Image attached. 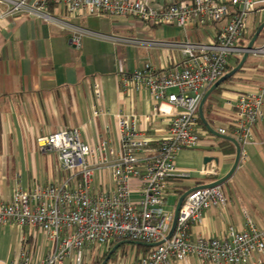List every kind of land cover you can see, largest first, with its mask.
I'll return each instance as SVG.
<instances>
[{"label": "built area", "instance_id": "2783aa9c", "mask_svg": "<svg viewBox=\"0 0 264 264\" xmlns=\"http://www.w3.org/2000/svg\"><path fill=\"white\" fill-rule=\"evenodd\" d=\"M51 4L71 18L130 17L151 28L166 25L191 31L227 23L208 43L114 38L119 43L180 49L184 58L181 69L165 72L146 63L123 78L125 87L147 91L155 113L161 103L170 107L167 133L154 138L139 127L135 114L118 113L120 154L110 165L111 189L93 187L94 166L105 159L83 141L80 128L39 137L40 151L54 153L59 170L68 177L64 184L39 185L31 191L16 187L8 202H0V226L31 227L44 237L40 253L23 248L12 264H87L115 239L163 242L149 254H120L117 264H169L173 260L185 262L189 256L212 264H243L256 253L264 254V228L252 223L242 232L232 230L229 239L199 237L192 241L191 227L201 222L206 211L212 207L225 210L221 186L191 190L180 208L176 230L167 239L175 216L166 206L171 179L178 172L176 159L182 150L199 147L203 133L211 135L199 121V107L205 94L225 75L230 61L247 52L243 41L255 0H179L161 9L151 6L149 0H0V31L6 20L18 15L50 20ZM70 30L71 44L80 49L82 37L89 31L76 26ZM250 54L264 57V45ZM94 94L96 100L101 97L98 84ZM226 99L235 111L231 128L217 127L215 131L222 136L232 131L241 147L240 163L244 164L249 159L246 148L257 145L255 128L263 118L264 88ZM107 144L103 141L99 150L107 149ZM152 145L156 149L152 150ZM135 184L139 185L137 198L133 196Z\"/></svg>", "mask_w": 264, "mask_h": 264}, {"label": "crops", "instance_id": "0c3cea01", "mask_svg": "<svg viewBox=\"0 0 264 264\" xmlns=\"http://www.w3.org/2000/svg\"><path fill=\"white\" fill-rule=\"evenodd\" d=\"M176 1L179 0H149V3L161 9ZM48 13L52 16L48 21L18 15L6 20L0 31V202H8L16 187L31 191L39 185L66 182L68 175L59 170L55 154L41 152L37 144L39 137L60 129L82 130L83 141L105 159L94 166L92 185L95 189H101L102 185L111 189L110 165L120 154L118 113L135 114L139 127L154 138L163 137L169 127L166 114L170 107L161 103L155 113L147 91L131 85L125 87L124 75L146 63L165 72L181 69L184 64L177 47L131 45L114 38L208 43L227 23L225 20L185 31L166 25L151 28L130 17L84 15L71 18L55 5L49 7ZM263 22L264 0H255L247 37L257 32ZM70 26L89 31L82 37L80 49L71 44ZM263 45L264 38L259 37L256 47ZM240 71L234 82L224 84L225 81L220 86L221 95L207 100L211 108L204 119L214 130L231 128L235 111L225 103L226 98L235 99L243 93L264 88L263 56L250 55ZM95 84L101 89L97 100ZM255 136L257 145L246 148L248 161L240 163L232 177L221 185L227 203L225 210L212 207L206 211L201 222L191 227L192 241L199 237L229 239L232 230L242 232L250 223L264 228V108ZM227 137L234 138L232 131ZM103 141L108 142V146L100 151ZM152 146V150L156 149V145ZM234 149L232 153V148L222 147L219 138L214 139L212 133H203L199 147L182 150L176 159L178 172L171 179L166 208L175 214L182 194L226 177L236 160L235 145ZM138 188L135 184L134 198L138 197ZM2 239H5L3 243ZM43 239V235L31 227L0 226V264L17 262L23 248L40 253ZM101 249L97 252L102 253ZM169 264L212 263L189 256L185 262L173 260ZM243 264H264V254L256 253Z\"/></svg>", "mask_w": 264, "mask_h": 264}, {"label": "water", "instance_id": "95a60500", "mask_svg": "<svg viewBox=\"0 0 264 264\" xmlns=\"http://www.w3.org/2000/svg\"><path fill=\"white\" fill-rule=\"evenodd\" d=\"M264 29V22L260 25L258 31L256 32V34L253 36V38L251 39V41L249 42V44L247 45L246 49H247V52L243 55L242 57V60L241 62L237 65V67H235L232 71L228 72L227 74H225L221 79H219L211 88L210 90L205 94L204 96V99L199 107V115L201 116V119L203 120V122L206 124V128L208 129V131H210V133H212L215 137L219 138V139H226V140H229L231 141L235 146H236V160H235V163L233 165V168L231 170V172L224 178L214 182V183H211L209 185H205L203 186L204 188H207V187H214V186H221L223 183H225L228 179H230L232 177V175L235 173L236 169L238 168L239 164H240V156H241V147L238 143V141L234 138H231V137H227V136H222V135H219L214 129H212L208 123L205 121L204 119V116H203V107L205 105V103L207 102L208 98L211 96V94L216 90L218 89L225 81H227L228 79L232 78L233 76L236 75V73L241 70L243 68V66L245 65L247 59L249 58V56L251 55L250 52L255 50L256 48V43H257V40L258 38L260 37L261 35V32L263 31ZM190 192V191H189ZM189 192H186L184 193L180 199H179V202H178V205L176 207V210H175V216H174V221H173V225H172V228H171V231L167 237V239L169 240L175 230H176V226H177V218H178V215H179V211H180V208L184 202V200L186 199V197L188 196ZM130 243V242H129ZM163 242H160V243H153V244H147V243H142V242H136L135 245H148V246H151V247H156L158 246L159 244H161ZM123 244V242H120L118 243L110 252L109 254L107 255L106 259L103 261L102 264H108L112 258V256L116 253V251L120 248V246Z\"/></svg>", "mask_w": 264, "mask_h": 264}, {"label": "trees", "instance_id": "16d2710c", "mask_svg": "<svg viewBox=\"0 0 264 264\" xmlns=\"http://www.w3.org/2000/svg\"><path fill=\"white\" fill-rule=\"evenodd\" d=\"M54 4H51L50 7H53ZM256 32V31H255ZM254 32V34H255ZM254 34H252L250 37H246V39L243 41V45H248L249 42L251 41L252 37L254 36ZM260 37H263L264 38V29L263 31L261 32V35ZM236 59V63L237 65L241 62L242 60V57L241 58H235ZM231 62V61H230ZM237 65H231L230 63L228 64L227 68H226V72L225 74H227L228 72L232 71L235 67H237ZM241 71L239 70L238 73H240ZM238 73L235 75L237 76ZM235 76H233L232 78L228 79L224 84H230L232 82H234L235 80ZM223 92V89L221 87H219L218 89H216L213 93V95L210 96L209 100L211 101V99L214 97V96H217V95H221ZM213 100V99H212ZM204 110H203V116L204 118L207 119L208 117V108L210 110L211 108V103L210 102H207L204 106ZM199 121L201 124H203V121L199 115ZM204 125V124H203ZM259 125V124H258ZM206 128V127H205ZM210 132V131H209ZM217 138V137H216ZM214 138V139H216ZM220 140V145L222 147H228L229 149L232 148L231 152L234 153L235 152V149H234V144L229 141V140H226V139H219ZM230 152V150L228 151ZM183 195V194H182ZM181 195V196H182ZM180 196V197H181ZM120 242H123V244L120 246V248L116 251V253L112 256L110 262L108 264H110L111 262H115L117 260V257L120 255V254H127L130 250L132 251H135L137 254H149L155 247H151V246H148V245H135V243L137 241H134L132 239H115L113 240L111 243H109L107 245V250L100 253V252H97L94 254V256L92 257L91 261L88 262L87 264H102L103 261L106 259L107 255L109 254V252ZM130 242V243H129ZM128 245H131V249H129Z\"/></svg>", "mask_w": 264, "mask_h": 264}, {"label": "rangeland", "instance_id": "374dc122", "mask_svg": "<svg viewBox=\"0 0 264 264\" xmlns=\"http://www.w3.org/2000/svg\"><path fill=\"white\" fill-rule=\"evenodd\" d=\"M165 26L164 25H162V28H164ZM236 58V57H235ZM235 58H233L232 60H231V62H230V64L231 65H237V63H236V59ZM219 100H220V102L222 101V99L219 97ZM222 105V104H221ZM5 241V239H2L1 240V242L3 243ZM128 247H129V249H131L132 247H131V245H128ZM101 248H103V249H101L102 250V252H104V251H106L107 250V246L106 245H104V247H101ZM133 252H132V250H130L129 252H128V254H132ZM94 256V255H93ZM119 257V256H118ZM117 257V260L115 261V262H111L110 264H117L118 262H119V260H120V257L118 258Z\"/></svg>", "mask_w": 264, "mask_h": 264}]
</instances>
